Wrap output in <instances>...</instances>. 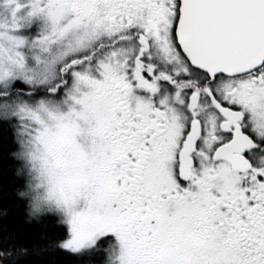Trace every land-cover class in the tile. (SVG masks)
Returning a JSON list of instances; mask_svg holds the SVG:
<instances>
[{
  "label": "snow or ice",
  "instance_id": "snow-or-ice-1",
  "mask_svg": "<svg viewBox=\"0 0 264 264\" xmlns=\"http://www.w3.org/2000/svg\"><path fill=\"white\" fill-rule=\"evenodd\" d=\"M59 256L264 264V0H0V264Z\"/></svg>",
  "mask_w": 264,
  "mask_h": 264
},
{
  "label": "trees",
  "instance_id": "trees-1",
  "mask_svg": "<svg viewBox=\"0 0 264 264\" xmlns=\"http://www.w3.org/2000/svg\"><path fill=\"white\" fill-rule=\"evenodd\" d=\"M6 175L11 176V168L8 167L6 170ZM42 230V226L35 225L32 228L29 229L30 232H38ZM44 264H74L71 257L68 256H59L56 258H46Z\"/></svg>",
  "mask_w": 264,
  "mask_h": 264
}]
</instances>
